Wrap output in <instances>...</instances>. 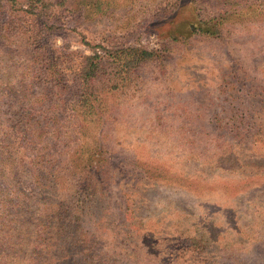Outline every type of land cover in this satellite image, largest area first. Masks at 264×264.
I'll use <instances>...</instances> for the list:
<instances>
[{
    "label": "rangeland",
    "instance_id": "1",
    "mask_svg": "<svg viewBox=\"0 0 264 264\" xmlns=\"http://www.w3.org/2000/svg\"><path fill=\"white\" fill-rule=\"evenodd\" d=\"M0 264H264V0H0Z\"/></svg>",
    "mask_w": 264,
    "mask_h": 264
},
{
    "label": "trees",
    "instance_id": "2",
    "mask_svg": "<svg viewBox=\"0 0 264 264\" xmlns=\"http://www.w3.org/2000/svg\"><path fill=\"white\" fill-rule=\"evenodd\" d=\"M141 53L143 54V56L136 55L140 59H147L152 55V53L147 52V50H142ZM96 70H97V64L88 62V64L86 65L85 72H84V76L86 80L91 79L95 75Z\"/></svg>",
    "mask_w": 264,
    "mask_h": 264
}]
</instances>
